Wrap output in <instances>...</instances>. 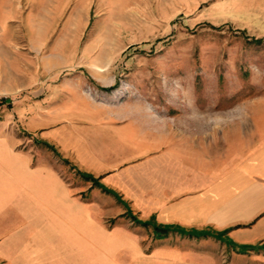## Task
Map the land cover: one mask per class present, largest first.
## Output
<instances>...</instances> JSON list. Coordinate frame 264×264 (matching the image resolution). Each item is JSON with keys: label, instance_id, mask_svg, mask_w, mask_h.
<instances>
[{"label": "crops", "instance_id": "1", "mask_svg": "<svg viewBox=\"0 0 264 264\" xmlns=\"http://www.w3.org/2000/svg\"><path fill=\"white\" fill-rule=\"evenodd\" d=\"M74 1L0 0V264H264L263 122L103 98L72 67L112 30Z\"/></svg>", "mask_w": 264, "mask_h": 264}, {"label": "rangeland", "instance_id": "2", "mask_svg": "<svg viewBox=\"0 0 264 264\" xmlns=\"http://www.w3.org/2000/svg\"><path fill=\"white\" fill-rule=\"evenodd\" d=\"M87 2L90 26L112 33H87L97 47L81 42L72 71L103 98L122 93L178 127L264 125V0Z\"/></svg>", "mask_w": 264, "mask_h": 264}, {"label": "built area", "instance_id": "3", "mask_svg": "<svg viewBox=\"0 0 264 264\" xmlns=\"http://www.w3.org/2000/svg\"><path fill=\"white\" fill-rule=\"evenodd\" d=\"M8 100L9 102L12 101V98H9V97H5L3 95H0V100Z\"/></svg>", "mask_w": 264, "mask_h": 264}]
</instances>
